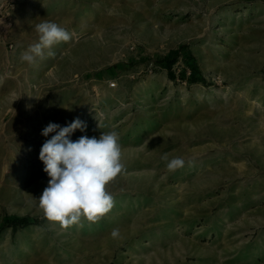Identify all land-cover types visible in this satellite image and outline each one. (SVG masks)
I'll use <instances>...</instances> for the list:
<instances>
[{"label": "rangeland", "instance_id": "obj_1", "mask_svg": "<svg viewBox=\"0 0 264 264\" xmlns=\"http://www.w3.org/2000/svg\"><path fill=\"white\" fill-rule=\"evenodd\" d=\"M43 20L72 39L29 65ZM77 117L125 170L63 229L41 132ZM0 264H264V0H0Z\"/></svg>", "mask_w": 264, "mask_h": 264}, {"label": "clouds", "instance_id": "obj_2", "mask_svg": "<svg viewBox=\"0 0 264 264\" xmlns=\"http://www.w3.org/2000/svg\"><path fill=\"white\" fill-rule=\"evenodd\" d=\"M39 39L22 52L20 60L29 65L37 58L43 59L55 53L50 49L60 42H69L72 35L58 23L43 20L35 25ZM86 123L75 118L67 126L50 122L41 132L47 139L40 150L39 159L44 164V172L50 178L48 186L38 198L39 208L48 221L56 222L63 229L73 225L83 226L82 218L96 222L114 207V196L108 185L125 170L119 134L115 131L102 133L99 138L81 136L72 141L76 130L84 131ZM169 171L182 168L185 161L181 157H162ZM119 235L113 229L112 236Z\"/></svg>", "mask_w": 264, "mask_h": 264}]
</instances>
